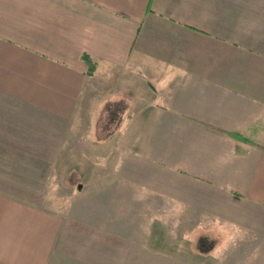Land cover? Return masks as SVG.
<instances>
[{
	"label": "crops",
	"instance_id": "0c3cea01",
	"mask_svg": "<svg viewBox=\"0 0 264 264\" xmlns=\"http://www.w3.org/2000/svg\"><path fill=\"white\" fill-rule=\"evenodd\" d=\"M108 72L143 77V116L155 103L151 117L190 125L181 139L226 156L227 191L263 213L264 0H0V120L9 104L15 120L23 108L70 118L87 78ZM139 198L72 210L0 189V264H264L248 228H230L218 261L212 244L161 245Z\"/></svg>",
	"mask_w": 264,
	"mask_h": 264
},
{
	"label": "rangeland",
	"instance_id": "374dc122",
	"mask_svg": "<svg viewBox=\"0 0 264 264\" xmlns=\"http://www.w3.org/2000/svg\"><path fill=\"white\" fill-rule=\"evenodd\" d=\"M147 89L143 77L108 72L87 78L70 118L23 108L15 120L9 104V121L0 120V189L72 210L106 206V198L118 197V212L136 206L131 199L147 197L139 199L153 202V235L160 231L161 245L198 251L212 244L217 261L227 259L231 227L248 228V241L254 233L264 241V211L234 198L227 191V167L215 166L227 157L197 155L180 135L192 127L175 116L151 117L159 110L155 103L143 116L139 100Z\"/></svg>",
	"mask_w": 264,
	"mask_h": 264
}]
</instances>
